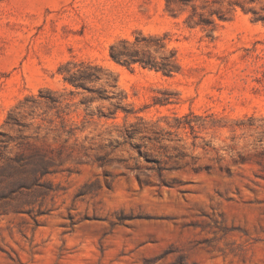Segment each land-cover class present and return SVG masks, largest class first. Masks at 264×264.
Segmentation results:
<instances>
[{
    "label": "rangeland",
    "instance_id": "rangeland-1",
    "mask_svg": "<svg viewBox=\"0 0 264 264\" xmlns=\"http://www.w3.org/2000/svg\"><path fill=\"white\" fill-rule=\"evenodd\" d=\"M165 1L0 0V264H264V168L239 126L264 117V20L195 0L214 22L190 28ZM139 31L167 32L180 72L113 62ZM70 59L116 74L159 133L120 137L116 100L62 81ZM164 90L177 102L153 104Z\"/></svg>",
    "mask_w": 264,
    "mask_h": 264
},
{
    "label": "trees",
    "instance_id": "trees-1",
    "mask_svg": "<svg viewBox=\"0 0 264 264\" xmlns=\"http://www.w3.org/2000/svg\"><path fill=\"white\" fill-rule=\"evenodd\" d=\"M253 2V0H203L202 9L210 8L213 5H219L220 7H226L229 11H234L236 7H240L245 12L252 11L254 14V21L264 20V18L253 9V6H250ZM165 10L172 16H175L178 12H189L185 22L190 28L197 26L206 28L214 22L211 18H206L201 12L199 13L197 11L195 0H166ZM218 16L219 19L225 20V17L222 15ZM167 36V32L163 34L144 35L139 31L132 41L124 38L112 44L110 46L109 56L113 62L128 69L139 66L143 69L160 72L165 76H172L180 72L181 65L177 59L176 50L171 49L167 51ZM57 73L61 76L65 84L73 88L70 92L96 94L89 99H85L86 102H92L95 99L116 100V103L113 104L114 109L111 112V120L113 122V127L117 129L120 133L119 136L123 139L131 142L136 137L144 139L149 138L151 134L156 135L159 133L154 127V124L139 117L134 112L124 109L122 103L125 97L115 92V90L118 89V80L117 75L112 71L91 61L70 59L62 62L57 67ZM102 81L105 83V87L99 84ZM106 86L111 88V95H109ZM162 93V97L155 96L153 98V104L164 106L177 102L171 99L169 91L164 90ZM119 109L123 110L125 113L122 124L116 122V113ZM131 114L136 118V121H128V117ZM195 124L191 121H186L182 124V127H189L191 130H194ZM239 126L255 132V142L259 144V149L254 153V156L258 158L255 162L264 168V117L256 118L254 116H245V119L241 120ZM113 141H116L118 144L117 139L111 140V144ZM115 146L117 147V145ZM237 162L243 164L246 162V159L238 154ZM137 180L141 182L138 176Z\"/></svg>",
    "mask_w": 264,
    "mask_h": 264
}]
</instances>
